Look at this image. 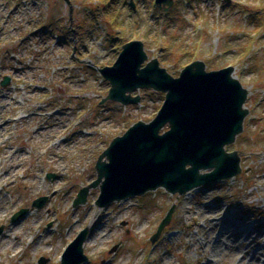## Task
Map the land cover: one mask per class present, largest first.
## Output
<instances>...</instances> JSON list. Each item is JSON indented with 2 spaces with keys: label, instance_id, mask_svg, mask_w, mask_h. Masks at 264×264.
Segmentation results:
<instances>
[{
  "label": "rangeland",
  "instance_id": "rangeland-1",
  "mask_svg": "<svg viewBox=\"0 0 264 264\" xmlns=\"http://www.w3.org/2000/svg\"><path fill=\"white\" fill-rule=\"evenodd\" d=\"M106 1L0 0V264H39L41 257L60 264L87 226V264H206L213 241L204 248L202 237L217 233L203 229L228 212L262 235L230 239L214 264H249L256 253L264 262V0H173L168 10L155 0H116L115 25L102 11ZM132 40L175 78L195 60L207 71L234 68L249 92V116L225 149L239 151L242 172L185 195L159 188L106 207L96 204L98 186L74 206L112 139L152 120L164 102L152 89L132 93L138 104L102 102L110 84L99 70ZM5 76L11 81L3 87ZM43 196L46 204L33 207ZM21 209L26 214L13 221Z\"/></svg>",
  "mask_w": 264,
  "mask_h": 264
},
{
  "label": "water",
  "instance_id": "water-1",
  "mask_svg": "<svg viewBox=\"0 0 264 264\" xmlns=\"http://www.w3.org/2000/svg\"><path fill=\"white\" fill-rule=\"evenodd\" d=\"M155 3L168 10L173 0H155ZM144 50L142 41H128L114 64L99 70L110 84L102 102L138 104L140 96L132 95L138 89L164 93V102L152 120L137 121L122 136L112 139L97 158L96 180L80 189L74 206L85 204L89 190L98 186L96 204L106 207L159 188L172 195H185L242 172L239 151L225 149L236 142L249 116L245 106L249 92L233 75L234 68L207 71L202 60H195L175 78L157 58L149 59ZM10 81L5 76L1 85L5 87ZM47 201L48 197L43 196L35 199L32 206L41 208ZM174 208L172 205L161 220L152 242L157 241L169 224ZM26 212L27 209H21L12 220ZM90 230L87 226L78 233L62 253L60 264L88 263L84 244ZM49 260L41 257L38 263L46 264Z\"/></svg>",
  "mask_w": 264,
  "mask_h": 264
},
{
  "label": "bare ground",
  "instance_id": "bare-ground-1",
  "mask_svg": "<svg viewBox=\"0 0 264 264\" xmlns=\"http://www.w3.org/2000/svg\"><path fill=\"white\" fill-rule=\"evenodd\" d=\"M247 222H249V220L238 218L234 216V213H229V212L224 214V216L222 217L215 216L212 219H209L208 225H206L203 229V233L205 232V230H208L213 234L215 231V233L217 234H216V237H214L212 240H209L207 237H205L206 235L207 236L211 235L209 233L208 234L205 233L206 235L204 234L205 236L202 237L201 245H204V248L207 247L208 244L212 243L213 241V247L210 250V252H212V255L210 259L207 260L206 264H214L215 257L223 253L222 252L223 248L227 249L229 247L227 243L230 242V239H233L235 242L239 241L240 239L248 240L249 238H254V236L257 235V233H259L258 232L259 229L257 228L258 226L254 227V229L244 228ZM261 235L262 233H259L258 238ZM235 242L234 243L232 242V244L234 245V248H238V245H236ZM254 242H257V237H256V240H254ZM249 247H251V243L248 244L246 249ZM247 253H249L248 250L245 251V254L242 256V259L247 258ZM257 259L258 258H257V253H256L252 257V259H250L249 264L251 263L252 264H264V262L261 260H260L261 262L258 263Z\"/></svg>",
  "mask_w": 264,
  "mask_h": 264
},
{
  "label": "trees",
  "instance_id": "trees-1",
  "mask_svg": "<svg viewBox=\"0 0 264 264\" xmlns=\"http://www.w3.org/2000/svg\"><path fill=\"white\" fill-rule=\"evenodd\" d=\"M99 1L101 3L105 2V0H99ZM114 1H116V0H108V1H106V2H108V4H105L103 6V9H102V11L106 12L107 17H109V21L112 22L113 25H115V23L117 21L116 16H115V19H114L113 15H111V12H112V14H114L115 11H116V9H114V6H111V4L114 3ZM111 16H112V18H111Z\"/></svg>",
  "mask_w": 264,
  "mask_h": 264
}]
</instances>
